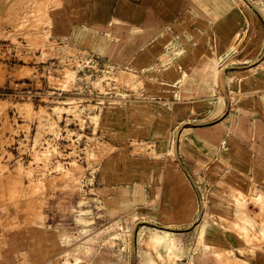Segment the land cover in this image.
<instances>
[{"label": "crops", "instance_id": "crops-1", "mask_svg": "<svg viewBox=\"0 0 264 264\" xmlns=\"http://www.w3.org/2000/svg\"><path fill=\"white\" fill-rule=\"evenodd\" d=\"M249 1L264 16V0ZM50 20L52 35L81 41L118 64L132 65L140 54L144 79L158 88L111 112L110 132L126 141L96 171L94 202H46L50 232L46 248L30 238L32 264H127L124 235L136 249L130 263L151 264L141 229L152 231H144V241L175 235L181 250L190 239L192 263L215 264V249L197 248L207 222L235 220L232 193L264 195L263 21L238 0H61ZM133 142L146 144L144 153L136 154ZM140 221L193 227L137 226L132 243ZM251 264H264V250Z\"/></svg>", "mask_w": 264, "mask_h": 264}, {"label": "rangeland", "instance_id": "rangeland-1", "mask_svg": "<svg viewBox=\"0 0 264 264\" xmlns=\"http://www.w3.org/2000/svg\"><path fill=\"white\" fill-rule=\"evenodd\" d=\"M60 2L0 0V264H32L30 238L46 248L49 199L94 202L96 171L126 141L110 132L111 112L142 99L145 88H158L144 79L140 54L132 65L118 64L81 41L52 35L50 9ZM132 146L136 154L147 148ZM232 197L235 220L210 218L197 248L215 249V264H251L254 252L264 250V195L254 190ZM144 231H152L139 234L151 264H193L190 239L181 250L175 235L144 241ZM124 237L132 264L136 253L133 259Z\"/></svg>", "mask_w": 264, "mask_h": 264}, {"label": "water", "instance_id": "water-1", "mask_svg": "<svg viewBox=\"0 0 264 264\" xmlns=\"http://www.w3.org/2000/svg\"><path fill=\"white\" fill-rule=\"evenodd\" d=\"M257 15L258 17L263 21L264 23V16L262 15V13L249 1V0H243ZM224 71L222 72V82H223V93H224V97L226 99V101L228 100V95L226 93V89H225V81H224ZM188 124L186 123H183L181 124L179 127H178V130H177V133H176V137H175V151L177 150V139H178V136H179V133L181 132V130L187 126ZM177 152V151H176ZM202 218V210L200 209V212H199V215L194 223L197 224ZM138 224H141V225H147L151 228H154V229H158V230H164V231H172V232H185V231H188L190 230L193 226H190L188 228H184V229H172V228H168V227H163V226H158V225H155V224H151V223H148V222H139L137 223V225L135 226V228L133 229L132 231V243L134 242L135 240V234H136V228L138 226ZM132 248H133V259L135 258V253H136V249H135V246L134 244L132 245Z\"/></svg>", "mask_w": 264, "mask_h": 264}, {"label": "bare ground", "instance_id": "bare-ground-1", "mask_svg": "<svg viewBox=\"0 0 264 264\" xmlns=\"http://www.w3.org/2000/svg\"><path fill=\"white\" fill-rule=\"evenodd\" d=\"M221 81V80H220ZM222 83V82H221ZM261 236L264 237V231L260 232Z\"/></svg>", "mask_w": 264, "mask_h": 264}]
</instances>
